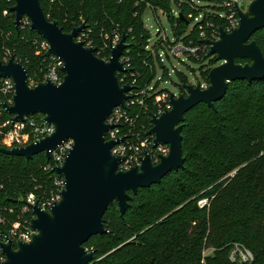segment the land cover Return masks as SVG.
<instances>
[{"label":"trees","instance_id":"1","mask_svg":"<svg viewBox=\"0 0 264 264\" xmlns=\"http://www.w3.org/2000/svg\"><path fill=\"white\" fill-rule=\"evenodd\" d=\"M174 2L179 4V0ZM41 3L50 20H57L67 32L73 21L79 23L83 18L93 28L97 41L102 27L118 25L127 33L126 54L141 72L140 84L154 73L144 63L152 62L144 50L149 31L143 14L148 6L168 12L170 21L178 22L179 33L198 14L189 4H182L183 18L173 17V0ZM13 5L14 0H0V50L11 49L27 69L28 78L41 81L50 58L45 52L37 53L35 41L42 37L36 31L30 27L16 30L10 9ZM207 20L216 26L224 25L223 19L209 13L201 23ZM198 26L199 23L195 33ZM252 39L257 40L264 54V28ZM218 64L216 55L208 57L201 66L199 83H209V73ZM178 75L182 83L189 82L182 73ZM0 107V145L7 147L3 136L10 125L3 124L11 115L2 108L1 100ZM182 135L184 166L167 174L161 183L139 189L124 217L116 202L109 206L104 215L109 233L94 235L85 243L96 252L92 264H245L229 258L236 242L253 252V264H264V78L231 82L224 98L216 102V109L205 103L195 106L185 116ZM50 163L44 153L27 160L0 152V210L4 206L13 208V214L4 212L11 221L21 213L27 194L54 188L56 174L45 170ZM201 198L209 200L203 208L198 206ZM9 226L1 225L0 230ZM208 249L213 251L204 257Z\"/></svg>","mask_w":264,"mask_h":264},{"label":"water","instance_id":"2","mask_svg":"<svg viewBox=\"0 0 264 264\" xmlns=\"http://www.w3.org/2000/svg\"><path fill=\"white\" fill-rule=\"evenodd\" d=\"M236 8L240 25L231 32L221 28L218 40H206L210 49L205 59L216 55L222 62L210 71L209 85L202 88L183 83L186 94L175 97L171 93L173 108L153 116L148 133L155 135V147L169 145V153L161 155L155 164L145 152L141 164L118 170L124 158L113 155L112 147L119 141L107 140L106 133L112 128L107 119L115 107L125 104L132 89L121 85L117 76L118 71H124L120 57L127 47L126 32L106 61L96 55L95 48L76 40L85 25L66 32L57 20L48 19L41 0H14L10 9L16 30H20L23 17L30 18V29L50 44L46 55H55L63 62L64 80L55 84L46 79L31 86L27 69L14 54L7 61L0 58V78H11L15 84L13 104H1L12 122L43 114V121L55 127L51 135L26 146L0 145V152L27 160L44 153L50 160L52 151L65 141L72 139L74 144L63 165L53 169L65 178L61 200L50 210L32 205V239L17 241L16 248L12 240L0 242L6 255L0 264L94 263L96 252L85 243L94 235L109 233L104 219L109 206L116 202L124 217L139 189L161 183L167 174L184 166L182 130L186 114L200 103L216 109V102L224 98L233 81L264 78V54L252 39L264 28V0H251L245 11L236 2ZM238 58L249 61L241 63Z\"/></svg>","mask_w":264,"mask_h":264},{"label":"built area","instance_id":"3","mask_svg":"<svg viewBox=\"0 0 264 264\" xmlns=\"http://www.w3.org/2000/svg\"><path fill=\"white\" fill-rule=\"evenodd\" d=\"M236 2L237 1L233 0H221L219 3H215L211 0H179V4H177L173 0V5L170 10V14L173 17L180 18L182 4H189L192 9L198 10V14L194 15L193 20L187 23L182 33H179L176 29V27H178V22L176 21L172 23L170 21L168 12L160 8L156 9L151 5L148 6V8L153 10L156 18H159L156 12L158 10L162 11L166 15L171 29L170 32H168V30L162 26L160 19H157L160 27L157 28L154 35H152L145 26L149 31V37L144 45V50L147 52L148 57L152 59V62L145 60L144 63L148 68L152 69L154 73L153 77L144 84L139 83L141 72L134 68L131 57L126 54V51L129 50V44L126 38L127 47L124 50L123 55L120 57V60L124 65V71H118L117 76L121 85L128 84L132 89L127 92L129 97L125 101V104L123 106L115 107L112 114L107 119V122L112 125V128L106 133L107 140L119 141L112 147L113 155L124 158L119 162L118 170H129L130 168L141 164L145 152L151 154L155 164L160 162L161 155H167L169 153V145L158 144V146L155 147V135L148 133L153 127V116H160L173 108L171 93H174L175 97H178L181 93L186 94V92H181L177 95V93L171 92L168 89H160V82L164 81L167 83L171 76V71L166 63L169 62L172 64V72H175L177 75L178 73L185 74L173 64V60H176L180 64H187L186 62L189 60L198 63L200 78L198 82L193 85H200L202 88H206L210 82L199 83L200 80H202L201 66L206 62L208 57L205 59V56L210 49V44L206 40H218L220 38L221 28L227 32H231L240 25V17L236 8ZM238 4L242 10H246L240 5V3ZM214 6H218V8H214ZM5 12L7 13V11ZM207 13L223 19L224 25L216 26L213 22L208 20L205 24H202L201 21H203ZM189 14V16H193V13ZM46 16L50 20V16ZM198 23V31L195 33V26ZM30 25V18L26 16L23 17L20 27L26 28L30 27ZM82 25H85V28L78 32L76 40L83 41L85 46L95 48L96 55L108 61L112 55V50L120 43L123 37V32L125 31H122L118 25L111 29L102 27L99 33V40L97 41L93 36V28L83 18H80L79 23H76L75 21L71 23V30L68 32H72L73 29ZM35 44L38 48L37 53L45 52L46 54L47 50L50 48L49 42L44 38H42V40H36ZM47 57L50 58V63L43 80L36 81L34 79H29V84L31 86H36L46 79H50L55 84H61L63 82L64 73L61 70L63 62L55 55ZM189 68L192 69L190 66ZM159 70L162 74L159 79L156 80ZM194 70L195 69H193V71ZM1 80V104H13V97L15 94V84L13 80L11 78H1ZM185 83L192 84L190 82ZM182 84L183 83L179 77L178 86L180 89H182ZM39 115L40 116H37V114L28 116L25 122L13 123L11 119L6 121L3 126L10 125V128L4 133V143L6 146L8 148L26 146L31 142H35L51 135L55 131V127L43 121V114ZM73 144L74 141L68 139L52 151V157L50 159L52 163L45 167V170H50L56 174L54 188L52 190L39 194L36 192H30L27 194L22 200L23 204L21 206V213L17 215L14 221H11L4 212L8 211L13 214L15 210L13 208H8L7 206L1 208L0 226L6 223H9L10 226L7 230H0V242H8L9 240H12L16 248L17 241H30L32 239L34 231L31 228V223L35 218L32 205L37 203L42 209L50 210L56 202L61 200V192L65 187V178L54 172L53 169L63 165L69 151L73 147ZM208 204L209 200L207 198H201L198 200V206L200 208H203ZM210 250L212 253L213 249ZM211 253H208L207 250L203 252V255L205 257ZM229 258L233 262L253 264L254 254L249 248L236 242L232 246ZM4 260H6V255L3 253L0 246V261Z\"/></svg>","mask_w":264,"mask_h":264},{"label":"rangeland","instance_id":"4","mask_svg":"<svg viewBox=\"0 0 264 264\" xmlns=\"http://www.w3.org/2000/svg\"><path fill=\"white\" fill-rule=\"evenodd\" d=\"M233 1H237L238 3H240V5L244 9H247L251 0H233ZM156 14L159 16V18H156L155 13L153 12V10L151 8H148L146 10V12L143 16V20H144L146 28L151 32L152 35H154L156 33L157 28L160 27L159 21L157 20V19H160L162 26L165 27L168 30V32H170L171 28H170V24H169V21L167 20L166 15L160 10H158L156 12ZM4 15H7V13L5 11H4ZM12 54L13 53H11V49H9V48H5V50H0V56L5 61H7ZM186 63L187 64H180L176 60H173V64L187 76L188 81L192 84H196L200 78L199 64L192 61V60H189ZM219 64H221V62H219ZM166 65L171 71V76H170V79L167 83H165L164 81L160 82V89H168L171 92L177 93V95L180 94L181 92H186L185 89L179 88V86H178L179 77L175 72H172V69H173L172 64L167 62ZM187 65H189L192 69H190L189 66H187ZM193 69H195V70L193 71ZM161 74L162 73L159 70L157 73L156 80L159 79ZM4 140H5V137L3 136V142H4ZM208 253H211L210 249H208Z\"/></svg>","mask_w":264,"mask_h":264}]
</instances>
